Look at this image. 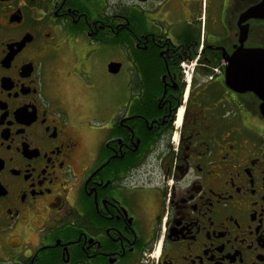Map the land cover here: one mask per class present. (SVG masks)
<instances>
[{"label":"flooded vegetation","instance_id":"flooded-vegetation-1","mask_svg":"<svg viewBox=\"0 0 264 264\" xmlns=\"http://www.w3.org/2000/svg\"><path fill=\"white\" fill-rule=\"evenodd\" d=\"M257 49L264 0H0V264H264Z\"/></svg>","mask_w":264,"mask_h":264},{"label":"water","instance_id":"water-1","mask_svg":"<svg viewBox=\"0 0 264 264\" xmlns=\"http://www.w3.org/2000/svg\"><path fill=\"white\" fill-rule=\"evenodd\" d=\"M240 57H244L249 61V63L254 64L253 66V73H263L264 74V50H246L241 51L239 53ZM113 66V65H112ZM115 71V70H114ZM231 69H229V73H231ZM254 82L256 84H264V75L260 77H255ZM254 91L263 99L264 101V87L261 85V88L257 89V87H254ZM264 107V104L262 105ZM264 115V111L262 112Z\"/></svg>","mask_w":264,"mask_h":264},{"label":"rangeland","instance_id":"rangeland-1","mask_svg":"<svg viewBox=\"0 0 264 264\" xmlns=\"http://www.w3.org/2000/svg\"><path fill=\"white\" fill-rule=\"evenodd\" d=\"M113 57V54H111V58Z\"/></svg>","mask_w":264,"mask_h":264}]
</instances>
